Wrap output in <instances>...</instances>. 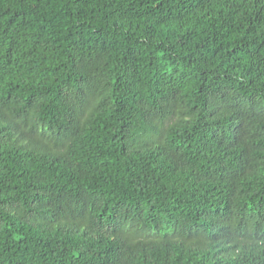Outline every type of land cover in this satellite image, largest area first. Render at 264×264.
Here are the masks:
<instances>
[{
	"label": "trees",
	"instance_id": "obj_1",
	"mask_svg": "<svg viewBox=\"0 0 264 264\" xmlns=\"http://www.w3.org/2000/svg\"><path fill=\"white\" fill-rule=\"evenodd\" d=\"M0 264H264V0H0Z\"/></svg>",
	"mask_w": 264,
	"mask_h": 264
}]
</instances>
